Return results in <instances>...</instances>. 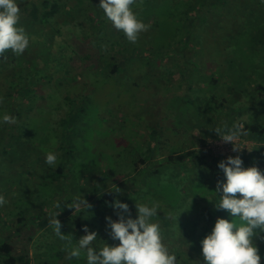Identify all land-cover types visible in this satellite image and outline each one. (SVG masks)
I'll return each instance as SVG.
<instances>
[{
  "label": "rangeland",
  "instance_id": "rangeland-1",
  "mask_svg": "<svg viewBox=\"0 0 264 264\" xmlns=\"http://www.w3.org/2000/svg\"><path fill=\"white\" fill-rule=\"evenodd\" d=\"M106 24L108 29L101 36L100 47L91 46L88 39H85L87 24L83 21V16L60 27L61 33L55 35L51 49L65 60L63 68L58 67L55 61L45 60L43 56H39L32 64L24 65L27 77L36 82V98L33 102L28 99L16 101L22 108L18 118L26 124L27 118L42 116L43 122H50L48 126L53 131V138L44 144L46 150L37 147L33 151L30 145L32 143L25 142L18 150L9 152L8 155L3 153L4 158L8 157L5 161L10 163L7 164L9 170L6 171L8 181L4 186L0 182V194L7 199V204L0 207V230L2 233L6 232L3 228L8 227L4 226V221H14L19 209L24 210V215H27L30 209L62 190L64 199L66 196L67 199L73 197L66 205L71 217L68 220L57 217L66 239L61 241L55 236L50 221L42 226L31 224L20 236H13L14 252L27 257L29 264H52L50 256L56 252L62 253L57 264H84L83 256L73 261L65 259L68 241L71 240L74 245V239L85 234L77 229L75 224L78 222L87 225L90 231L97 232L98 240L94 242L97 247L103 246L104 242L109 245L117 243L107 235L105 217L111 216L110 212L106 210L103 214V209L98 208L95 220L90 209L92 202L87 200L90 197L92 179L109 168L114 169L118 177L124 180V186L116 199L127 203L129 208L132 207L130 210L133 218L136 215L135 202L158 205V214L153 219L160 225L164 243L171 251L180 254L181 264H196V261L203 264L200 240L211 231L218 217H231L227 211L215 207V202L218 203L220 197L214 192L217 183L209 176L206 165L188 160L184 164L177 160L171 163L167 160V155H174V152L180 150L175 144L181 147L185 145L187 148L194 146V150L206 159L207 164L218 165L219 161H226L228 156L238 155L242 158L244 167L256 166L264 173V134L248 132L247 126L251 125L252 116L250 107L243 109L241 117L237 116L233 120L226 114H221L224 111H220L218 116L211 113L210 120L204 122L208 131L200 126L188 128L193 121L187 120V123L182 124L184 108L180 94L187 89L182 75L172 74L166 80L161 75L159 83L155 79L151 81L143 69L139 68V64L146 61L140 57L129 61L122 72L108 75L111 68L106 69V62L110 60L112 52L109 53L111 45L106 39L113 35L121 38L122 32L115 29L109 21ZM46 29H49L48 26L42 31ZM121 46L122 44H118L115 47ZM94 51L95 55L90 56ZM215 64L216 62L208 59L202 71L213 74ZM100 68L103 69L101 73L107 74V77L96 74L95 70ZM190 85L192 88L198 87L200 82L192 77ZM235 91L230 102L237 107L240 104L246 105L245 94L240 88ZM70 101L78 102L84 108L75 126L77 132L72 136L75 151L70 158L72 168L69 169V181H63L57 189L48 176L54 167L46 164L45 156L52 152L58 159L61 154L59 146L62 127L59 123L69 111ZM31 104L34 109H30ZM188 117L189 115L187 119ZM203 118L206 116L201 115L197 122H202ZM221 125L241 128L242 135L237 144L241 147L239 150H234L233 144L224 142L219 136L213 138L217 136L214 127ZM184 127L187 129H183ZM250 136H256L259 140H253ZM11 142L13 146L15 139ZM39 142L33 140L35 146ZM30 146L32 151H23ZM144 156L147 157V163L139 166V159ZM136 165L139 168L135 170ZM27 176L29 180L25 179ZM43 182L45 185H42ZM81 183H85L86 187L81 189ZM83 199L90 206L87 210L83 205L75 211L68 207ZM174 215H178L177 221L173 218ZM33 220L36 219L31 221ZM168 222L182 224L180 229L174 223L166 227ZM1 232L0 239L3 236ZM260 237H264V233ZM260 237L254 238V241L261 256L260 264H264V238Z\"/></svg>",
  "mask_w": 264,
  "mask_h": 264
},
{
  "label": "trees",
  "instance_id": "trees-1",
  "mask_svg": "<svg viewBox=\"0 0 264 264\" xmlns=\"http://www.w3.org/2000/svg\"><path fill=\"white\" fill-rule=\"evenodd\" d=\"M18 2L20 24L28 34L30 43L22 55L17 56L7 51L0 57V115L7 113L16 118L14 124L0 125L1 186L8 181L6 171L9 170L7 164L10 163L5 161L8 157L4 158L3 153L8 155L9 152L18 150V147L25 142L32 143L30 145L33 151L37 150V147L46 150L44 144L53 138L51 137L53 131L48 126L50 122H43L42 116L27 118L26 124L18 118L22 108L16 101L28 99L33 102L36 98L34 93L36 82H32L27 77L24 65L32 64L39 56H43L45 60L55 61L56 65L61 67L65 60L52 52L53 39L56 34L61 33L60 27L63 24H69L79 16H83V21L87 24L85 39H88L93 47H100L101 36L108 29L104 13L98 7L99 0H18ZM135 11L138 18L150 24L151 28L141 33L134 44L128 42L123 33L121 38L113 35L112 38L106 39L111 45L109 53L112 52L109 55L110 60L106 62V69L111 68L108 75L122 72L132 59L140 57L146 61L139 64V68L143 69L151 81L155 79L159 83L161 75L165 76V80L172 74L182 75L187 87L185 90L187 93L184 91L180 94L184 108L182 124L187 123V120L193 121L188 128L200 126L204 131H208V128L205 129L207 125L204 124L210 120L211 113L218 116L220 111H224L221 114H226L233 120L237 116L241 117L243 109L250 107L252 116L251 125L247 124L248 132L264 134V3L261 0H142ZM46 26L49 29L42 31ZM118 44L122 46L116 48ZM94 55L95 51L90 53V56ZM208 59L216 62L213 74L202 71ZM65 64L66 62L63 66ZM95 71L100 77L108 76L101 73L103 71L101 68ZM40 76L43 77L41 74ZM192 77L200 82L198 87H191ZM237 88L245 94L246 105L240 104L237 107L230 102ZM32 107L34 109L33 104L30 109ZM83 108L82 104L70 101V109L59 123L62 127L59 146L61 154L54 170L49 169L51 171L48 174L57 189L63 181H69V169L72 168L70 158L75 151L72 136L77 132L75 126ZM201 115L206 118H203L202 122L200 120L197 122ZM185 128L187 129V127L183 129ZM216 137L218 135L213 138ZM250 138L259 140L256 136ZM14 139L15 143L11 146V141ZM33 140L40 142L35 146ZM175 145L180 150L174 152V155H167L169 162L173 163L177 160L178 163L184 164L187 160L195 161L197 164L206 165L209 176L216 183L223 179L222 170L218 165L205 163L206 159L194 150V146L187 148L185 145L182 147ZM31 146L23 151H32ZM146 158L144 156L139 159V166L147 163ZM138 168L136 165L135 170ZM25 179L29 180V177ZM121 179L114 169L109 168L102 170L92 179L90 197L87 200L92 202L90 209L95 220L98 208L103 209V214L107 210L113 219H117L111 203L119 193L108 189L116 185L122 190L124 180ZM43 184L45 185L44 182ZM66 185L67 182L65 188ZM79 187L82 189L86 185L81 183ZM72 198L71 196V199H67L66 196L64 199L61 190L56 196L46 200V204L45 201L30 209L27 215H24V210L19 209L14 221H4V226L8 229L3 228L6 230L4 233L0 230L3 235L0 239V264H29L27 257L14 252L13 236H20L21 232L31 224V226L34 224L42 226L47 223L46 221L53 219L56 212H59L57 217L68 220L72 214H69L66 205ZM57 203L61 207H55ZM73 216L75 217L76 214ZM32 219L36 220L31 221ZM172 223L179 229L182 224L168 222L166 227ZM75 225L82 233V223L78 222ZM207 227L209 229V226ZM176 254L179 261L180 254ZM61 256V252L51 255V263L57 264Z\"/></svg>",
  "mask_w": 264,
  "mask_h": 264
},
{
  "label": "clouds",
  "instance_id": "clouds-1",
  "mask_svg": "<svg viewBox=\"0 0 264 264\" xmlns=\"http://www.w3.org/2000/svg\"><path fill=\"white\" fill-rule=\"evenodd\" d=\"M261 2L264 3V0ZM141 3L142 0H99L98 7L106 20L121 31L128 42L134 44L141 33L151 28L150 24L138 18L135 11ZM29 43V36L20 24L18 0H0V57L7 51L22 55ZM15 122L16 118L10 114L0 115V125ZM214 130L224 142L233 144L234 150L241 148L237 146L242 135L239 126L228 128L221 125L214 127ZM45 162L54 167L57 155L47 153ZM218 168L222 170L224 179L217 182L214 191L220 197L215 207L227 211L231 219L218 217L211 231L200 240L203 264H260L261 256L254 238L264 233V173L256 166L244 167L238 155L219 161ZM108 190L121 192L116 185ZM6 204L7 199L0 194V207ZM82 205L86 210L90 207L84 199L68 207L75 211ZM55 207L61 205L57 203ZM111 207L117 219L106 216V230L108 237L117 243L109 245L103 241V246L97 247L94 244L98 240L97 232L83 225L85 234L74 239V245L71 240L68 241L66 260L73 261L83 256L84 264H180L176 254L164 243L159 223L153 219L158 214V205L135 202V218L129 205L115 197ZM58 213L49 223L55 236L64 241L66 234L61 231ZM178 215L173 217L176 221ZM196 264H200V261H196Z\"/></svg>",
  "mask_w": 264,
  "mask_h": 264
}]
</instances>
